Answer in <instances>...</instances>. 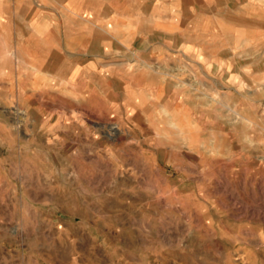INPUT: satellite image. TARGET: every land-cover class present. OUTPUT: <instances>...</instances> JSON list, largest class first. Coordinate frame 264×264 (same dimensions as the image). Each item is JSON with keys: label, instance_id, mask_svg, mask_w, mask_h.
I'll return each mask as SVG.
<instances>
[{"label": "rangeland", "instance_id": "obj_1", "mask_svg": "<svg viewBox=\"0 0 264 264\" xmlns=\"http://www.w3.org/2000/svg\"><path fill=\"white\" fill-rule=\"evenodd\" d=\"M229 7L226 92L189 61L179 92H0V264H264V44Z\"/></svg>", "mask_w": 264, "mask_h": 264}, {"label": "crops", "instance_id": "obj_2", "mask_svg": "<svg viewBox=\"0 0 264 264\" xmlns=\"http://www.w3.org/2000/svg\"><path fill=\"white\" fill-rule=\"evenodd\" d=\"M249 1L0 0V92L35 101L39 91L96 93L109 102L119 90L167 93L172 87L179 92L183 74L169 72L168 61H189L188 72L205 92H226L236 43L228 37L231 3L244 7L243 21L259 29L257 36L264 28V0ZM247 4L255 15L247 13ZM215 26L225 28L227 38L205 33ZM257 36L252 43L261 48L264 41ZM240 44L246 46L247 40ZM122 50H132L136 68H129ZM246 68L254 77L261 75L250 66L237 75Z\"/></svg>", "mask_w": 264, "mask_h": 264}, {"label": "bare ground", "instance_id": "obj_3", "mask_svg": "<svg viewBox=\"0 0 264 264\" xmlns=\"http://www.w3.org/2000/svg\"><path fill=\"white\" fill-rule=\"evenodd\" d=\"M189 28V27H188ZM44 98V97H43ZM21 113V112H20ZM19 127V126H18ZM112 128V127H111ZM23 136V135H22ZM29 137V136H28Z\"/></svg>", "mask_w": 264, "mask_h": 264}]
</instances>
